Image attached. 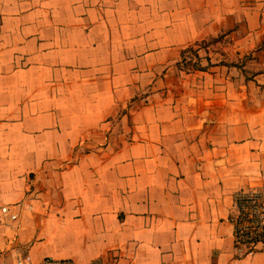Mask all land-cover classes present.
I'll return each instance as SVG.
<instances>
[{"label":"crops","instance_id":"obj_1","mask_svg":"<svg viewBox=\"0 0 264 264\" xmlns=\"http://www.w3.org/2000/svg\"><path fill=\"white\" fill-rule=\"evenodd\" d=\"M251 187L264 0H0V264H264L234 252Z\"/></svg>","mask_w":264,"mask_h":264},{"label":"built area","instance_id":"obj_2","mask_svg":"<svg viewBox=\"0 0 264 264\" xmlns=\"http://www.w3.org/2000/svg\"><path fill=\"white\" fill-rule=\"evenodd\" d=\"M234 252L238 257L254 254L264 248V193L260 188L239 189L233 193ZM18 213L7 204L0 205V223L15 222ZM12 264H74L70 259L44 258L33 263L28 255H20Z\"/></svg>","mask_w":264,"mask_h":264},{"label":"rangeland","instance_id":"obj_3","mask_svg":"<svg viewBox=\"0 0 264 264\" xmlns=\"http://www.w3.org/2000/svg\"><path fill=\"white\" fill-rule=\"evenodd\" d=\"M220 38V37H219ZM186 52H187V54H188V56L190 57V61L188 62V64H185V68H190V69H194L195 67H197V66H200L199 64H198V61H193V60H195L196 58H194V49L192 50V49H186L185 50ZM196 52V51H195Z\"/></svg>","mask_w":264,"mask_h":264},{"label":"trees","instance_id":"obj_4","mask_svg":"<svg viewBox=\"0 0 264 264\" xmlns=\"http://www.w3.org/2000/svg\"><path fill=\"white\" fill-rule=\"evenodd\" d=\"M188 49H192L193 50L192 46L189 47ZM194 55H197L195 51H194ZM194 69H204V68L202 66H197Z\"/></svg>","mask_w":264,"mask_h":264}]
</instances>
